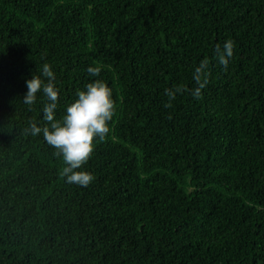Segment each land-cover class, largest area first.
I'll use <instances>...</instances> for the list:
<instances>
[{
	"label": "trees",
	"instance_id": "16d2710c",
	"mask_svg": "<svg viewBox=\"0 0 264 264\" xmlns=\"http://www.w3.org/2000/svg\"><path fill=\"white\" fill-rule=\"evenodd\" d=\"M44 64L56 119L112 91L87 187L25 131ZM0 264H264V0H0Z\"/></svg>",
	"mask_w": 264,
	"mask_h": 264
},
{
	"label": "clouds",
	"instance_id": "9594fccd",
	"mask_svg": "<svg viewBox=\"0 0 264 264\" xmlns=\"http://www.w3.org/2000/svg\"><path fill=\"white\" fill-rule=\"evenodd\" d=\"M232 48L230 40L225 41L222 48L217 46L219 63L224 67H227ZM86 71L90 76L98 77L101 69L90 66ZM41 76L47 78V83L35 75L25 80L26 92L22 99L24 104L32 105L37 92L42 91L48 100L43 108L48 126L40 127L32 122L25 131L33 136L42 134L44 141L56 150L55 154L63 158L62 175L67 183L87 187L94 177L90 172L79 169L93 152L94 138L102 140L109 132L108 123L115 109L112 91L103 80L94 79L76 93V98L65 105L62 117L56 119L59 89L55 86V75L50 65L42 66Z\"/></svg>",
	"mask_w": 264,
	"mask_h": 264
}]
</instances>
